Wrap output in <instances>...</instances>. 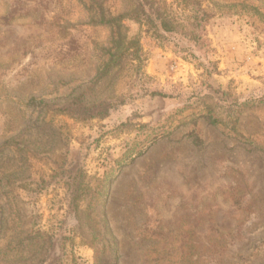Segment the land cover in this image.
<instances>
[{"label":"rangeland","instance_id":"374dc122","mask_svg":"<svg viewBox=\"0 0 264 264\" xmlns=\"http://www.w3.org/2000/svg\"><path fill=\"white\" fill-rule=\"evenodd\" d=\"M133 1L0 0V264H264V107L216 106L264 93V0H200L201 48L124 18L139 62L98 78L115 30L99 15ZM76 169L90 190L69 210Z\"/></svg>","mask_w":264,"mask_h":264},{"label":"trees","instance_id":"16d2710c","mask_svg":"<svg viewBox=\"0 0 264 264\" xmlns=\"http://www.w3.org/2000/svg\"><path fill=\"white\" fill-rule=\"evenodd\" d=\"M134 1V8L126 14H120L108 18H106L104 12H101L99 15V20L97 21L98 24H112L115 27V30L112 34V47L107 53L109 55L108 65L103 71H101L98 78H101L113 69H117L122 58L127 57L131 62H139V46L137 40L133 38L126 43V40H124V37L120 33L119 22L124 18L129 20L133 19L136 22L142 23L146 27L150 36L156 40H167L169 39V36L178 35L184 38L187 42H192L193 46L201 48L200 32L203 26L207 23L209 15L202 7V2L200 0H172L171 2H167V0ZM176 9H179L178 12ZM184 51L188 52V49H184ZM188 58L190 60H196L197 57L188 52ZM134 71L136 79L140 80L139 67L135 68ZM206 71L208 73H213L216 71V68H211ZM149 95L153 97H166V95H162L155 91L150 92ZM220 95V99L217 100L216 106L220 107V104H223L224 114L229 118L234 113L239 112L241 114L242 111L246 109L264 107V93L256 96L233 95L228 93V90L225 89L220 92ZM192 96L194 95L192 94ZM192 96L190 95L189 97L184 98L183 101L186 103L189 102V99H191ZM112 100H109L105 105H102L101 109L109 111L110 109L115 108L118 104H122L121 101ZM70 109L72 110H70V114L75 115L77 118L86 114V110L80 106H74ZM65 114L67 113L65 112ZM206 115L210 117L211 111L208 110ZM89 116L93 115H88L87 118ZM219 120L220 119L218 118H214L212 119V123L216 125L223 124ZM236 122L237 118L232 122L233 125L230 129L234 130V132L236 131ZM124 125L125 124H121L120 126ZM240 138L246 143L255 145L252 139L248 137ZM89 180L90 178L88 175L79 169L73 170L65 177L64 188L66 191V203L69 210H76L79 200L88 194L90 188L88 186L85 187V184L88 183ZM94 193L95 192H93V194ZM82 200H84V198ZM106 228L108 229V227ZM210 245L213 246L214 243H210ZM170 255L171 253L159 252L155 260H167ZM113 260L117 262L116 257H113Z\"/></svg>","mask_w":264,"mask_h":264}]
</instances>
